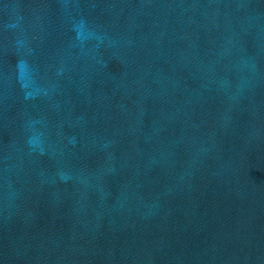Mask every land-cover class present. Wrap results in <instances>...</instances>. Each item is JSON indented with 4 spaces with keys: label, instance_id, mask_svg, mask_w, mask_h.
<instances>
[{
    "label": "water",
    "instance_id": "obj_1",
    "mask_svg": "<svg viewBox=\"0 0 264 264\" xmlns=\"http://www.w3.org/2000/svg\"><path fill=\"white\" fill-rule=\"evenodd\" d=\"M0 264H264V0H0Z\"/></svg>",
    "mask_w": 264,
    "mask_h": 264
}]
</instances>
